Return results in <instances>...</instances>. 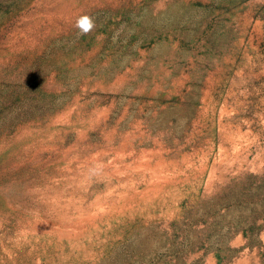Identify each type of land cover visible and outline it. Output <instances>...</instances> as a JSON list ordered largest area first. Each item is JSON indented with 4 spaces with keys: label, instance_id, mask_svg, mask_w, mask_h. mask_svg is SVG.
Returning a JSON list of instances; mask_svg holds the SVG:
<instances>
[{
    "label": "rangeland",
    "instance_id": "1",
    "mask_svg": "<svg viewBox=\"0 0 264 264\" xmlns=\"http://www.w3.org/2000/svg\"><path fill=\"white\" fill-rule=\"evenodd\" d=\"M0 264H264V0H0Z\"/></svg>",
    "mask_w": 264,
    "mask_h": 264
},
{
    "label": "clouds",
    "instance_id": "2",
    "mask_svg": "<svg viewBox=\"0 0 264 264\" xmlns=\"http://www.w3.org/2000/svg\"><path fill=\"white\" fill-rule=\"evenodd\" d=\"M75 26L80 34L86 35L93 31L96 25L94 19L88 15H83L77 19Z\"/></svg>",
    "mask_w": 264,
    "mask_h": 264
}]
</instances>
